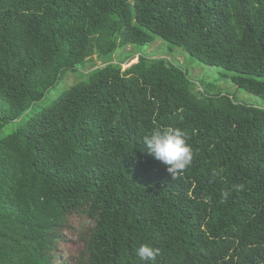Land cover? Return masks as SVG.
<instances>
[{
	"label": "trees",
	"instance_id": "1",
	"mask_svg": "<svg viewBox=\"0 0 264 264\" xmlns=\"http://www.w3.org/2000/svg\"><path fill=\"white\" fill-rule=\"evenodd\" d=\"M157 39L264 100V0H0V132L21 122L0 137V264H152L145 243L155 264H264V109L166 59L114 63ZM94 56L104 68L23 120ZM156 126L188 132L179 180L143 143ZM74 217L90 226L63 261Z\"/></svg>",
	"mask_w": 264,
	"mask_h": 264
},
{
	"label": "rangeland",
	"instance_id": "2",
	"mask_svg": "<svg viewBox=\"0 0 264 264\" xmlns=\"http://www.w3.org/2000/svg\"><path fill=\"white\" fill-rule=\"evenodd\" d=\"M143 55L150 60L166 59L174 65L188 72L190 79L195 84V91L203 92L204 85H212L213 94H226L236 96L239 103L264 109V100L254 94L240 90L232 81V76L237 73L229 74L223 68L210 67L202 61L195 59L189 53L181 48L173 47L169 43L157 39L155 42L145 46L131 45L120 48L113 57L114 63L122 64L124 72L134 64L138 63V56ZM105 62L101 61L97 56L89 59L85 65L77 67L76 71H68L60 84L55 87L41 102L36 103L33 109L23 118L27 120L34 116L40 110L46 108L52 101L58 99L65 91L80 82L87 81L89 73L96 69L104 68ZM21 122L11 123L0 132V137L13 133ZM71 228L65 233L66 242L60 247V259L68 260L70 256H74L82 248L79 239L81 233L87 230L90 223L86 219L74 217L70 221Z\"/></svg>",
	"mask_w": 264,
	"mask_h": 264
},
{
	"label": "clouds",
	"instance_id": "3",
	"mask_svg": "<svg viewBox=\"0 0 264 264\" xmlns=\"http://www.w3.org/2000/svg\"><path fill=\"white\" fill-rule=\"evenodd\" d=\"M142 139L148 154L167 167V172L172 180H179L194 161L196 154L192 146L187 143V140L190 139L188 132L179 127L156 126L150 134L144 135ZM219 175L220 173L214 169L212 176ZM243 188L242 184L232 186V190L235 191H241ZM221 195V203H225L231 195V191L226 190ZM202 199L206 204L212 202L210 196H204ZM160 254L159 248H154L147 243L141 245L137 250V255L142 261H151L152 264H155L156 258Z\"/></svg>",
	"mask_w": 264,
	"mask_h": 264
}]
</instances>
